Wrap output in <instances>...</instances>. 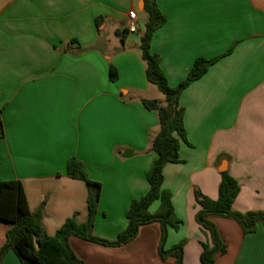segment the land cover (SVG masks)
Masks as SVG:
<instances>
[{"label":"crops","instance_id":"1","mask_svg":"<svg viewBox=\"0 0 264 264\" xmlns=\"http://www.w3.org/2000/svg\"><path fill=\"white\" fill-rule=\"evenodd\" d=\"M155 2L166 22L150 49L169 86L182 82L196 59L219 57L180 96L186 141L179 162L163 170V189L181 221L169 229L166 248L185 240L183 264H201L206 238L195 222L196 192L216 200L226 172L239 186L232 210L264 212V0ZM143 13L142 0H0V181L21 183L48 236L67 219L87 220L86 186L66 175L70 158L101 185L97 238L115 240L130 203L148 191L159 121L142 100L160 102L162 94L147 82L141 59ZM132 20L139 41L117 35ZM212 221L226 245L214 264H264L261 224L244 235L232 219ZM10 227L0 221V248ZM159 240V225L150 224L118 248L76 237L69 245L84 264H173L160 259ZM1 264L20 262L9 251Z\"/></svg>","mask_w":264,"mask_h":264},{"label":"trees","instance_id":"2","mask_svg":"<svg viewBox=\"0 0 264 264\" xmlns=\"http://www.w3.org/2000/svg\"><path fill=\"white\" fill-rule=\"evenodd\" d=\"M142 1L147 20L140 38L141 59L145 64L147 82L156 86L164 97V104L156 100H142L146 110L156 111L159 121V131L151 142V151L155 153L156 158L146 175L148 191L130 203L126 213V227L115 240L110 241L92 235L101 185L89 179L86 167L78 159L68 160L66 175L73 180L84 182L86 186L87 220L79 224L75 217L67 219L53 236L45 233L41 212L32 213L29 210L21 183L0 181V221L11 225L6 232L5 243L0 248V264L9 251L17 256L20 264H84L75 256L69 245L71 237L103 247L118 248L133 241L139 229L150 224H158L160 227L158 244L160 259L166 261L173 258V264H183L185 240L166 248L169 229L177 230L181 221L175 216L171 202L172 194L163 189V170L166 165L179 162L180 144L186 141L184 111L179 105L180 96L191 83L200 79L219 57L196 59L186 78L174 87L169 86L161 69L159 57L150 49L154 33L165 24L166 16L159 10L155 0ZM126 33L123 30L117 35L122 39ZM109 78L110 81L117 79L113 68L109 70ZM238 193V183L226 172L221 173L216 200L195 193L198 207L195 222L206 238L201 244V264H214L216 256L226 253V245L219 237L213 218H229L236 221L244 235L255 232L258 224L264 227V212L238 213L232 210ZM155 203L158 207L151 212L150 207Z\"/></svg>","mask_w":264,"mask_h":264},{"label":"rangeland","instance_id":"3","mask_svg":"<svg viewBox=\"0 0 264 264\" xmlns=\"http://www.w3.org/2000/svg\"><path fill=\"white\" fill-rule=\"evenodd\" d=\"M146 20H147V15L145 13L138 15V22H139V25H140V32L139 33L143 32ZM120 32H122V30ZM139 33L133 34V35H129V36L139 41V37H138ZM159 98L161 99L160 103L164 104V97L159 95Z\"/></svg>","mask_w":264,"mask_h":264},{"label":"built area","instance_id":"4","mask_svg":"<svg viewBox=\"0 0 264 264\" xmlns=\"http://www.w3.org/2000/svg\"><path fill=\"white\" fill-rule=\"evenodd\" d=\"M137 30H138V25L135 22V20H132L131 23L129 24L126 32L129 33V34H134V33L137 32Z\"/></svg>","mask_w":264,"mask_h":264},{"label":"water","instance_id":"5","mask_svg":"<svg viewBox=\"0 0 264 264\" xmlns=\"http://www.w3.org/2000/svg\"><path fill=\"white\" fill-rule=\"evenodd\" d=\"M128 154H130V152H125L123 157H128Z\"/></svg>","mask_w":264,"mask_h":264}]
</instances>
